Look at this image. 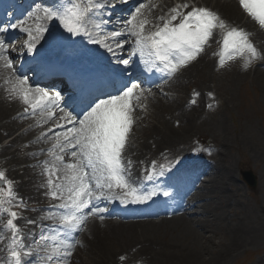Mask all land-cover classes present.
Segmentation results:
<instances>
[{
  "label": "bare ground",
  "instance_id": "obj_1",
  "mask_svg": "<svg viewBox=\"0 0 264 264\" xmlns=\"http://www.w3.org/2000/svg\"><path fill=\"white\" fill-rule=\"evenodd\" d=\"M45 1V7L53 8L67 6L69 3V0L66 4L57 0ZM115 1L100 0L104 3H114ZM189 1L196 2L198 6L209 5L211 10H215L229 27H239L248 33L249 40L261 53L260 58H257L259 62L244 73L241 72L242 70H234L231 73V78L236 84L241 81L242 76L250 75L245 77H248L253 85L257 86L259 104L260 106L264 105V36L241 14L238 6L232 0ZM168 2L169 0H146L144 2L149 5L147 15L152 22L146 27L151 28L155 24H162L159 17H161L163 9L167 8ZM115 12L118 11L103 8L99 12L91 14L87 27H92L90 29L92 37H96L93 23H99L100 20H105L107 15L113 16ZM157 13L159 16H155ZM26 15L25 26L29 25L33 31L37 24L46 27L47 19L43 18L42 7H38L33 12L28 11ZM46 28L47 31L43 33L34 51L41 48L46 42L47 48L53 53H59L57 50H60L64 55H71V52L80 47L92 44V39L89 36L79 39L82 34H69L59 41V37L67 31L58 20L54 23V28ZM108 28L107 24L101 25L99 34L104 35ZM262 29L264 32V28ZM46 35H52V38L47 41L45 40ZM24 37L27 40L28 34H25ZM222 37V31L215 29L213 36L204 46V50L195 60L183 66L184 71L181 74L175 73L160 81L161 90L158 96L154 90L146 91L138 102L134 101L135 107L131 114L133 123L122 151V162L125 165L126 174L130 182L139 190L147 184L158 183L163 176L184 173L193 168H196L201 174H206L204 184L195 188L199 176L193 185L194 191L190 195L183 194L184 204H176L173 208V211L182 210L179 215L183 216L178 215L172 218L162 216L159 220H153L151 217H137L118 222L105 217L104 211L92 215L86 221L83 230L78 231L76 240L79 243L74 249L78 248V251L72 264H226L231 255L239 249L245 250L247 246L256 242L264 234V219L260 217H251L250 221H246L245 216H241L233 224L224 223L227 213L223 201H227L230 205L236 200L235 191L231 189L236 180L232 150L239 149V141L226 135L223 129L216 131L213 134L217 136L216 141L220 150L211 155L200 153L192 143L193 138L201 132L200 129L209 128L212 130L219 124L217 122H220L216 116H207L206 107L210 101L207 100L205 91L210 92L213 70L219 65L218 53L222 44L220 43L218 47L217 43L222 41ZM132 39L134 38L132 37ZM18 41L8 42L7 55L12 60L15 74L17 72L16 64L23 61L22 58L30 55L26 50L25 43L16 48ZM129 41L130 51H133L134 40L133 42ZM108 43L115 47L116 41L109 40ZM64 47H67L66 51H63ZM94 47L99 48L105 54L109 52L101 44L94 43ZM19 48H22L24 53L18 57L17 53L21 52ZM136 55L139 53L137 52ZM105 61L108 63L107 59ZM235 62L238 64V59H235ZM2 63L3 61H0V65ZM239 66L241 67V65ZM137 67L138 65L131 66V69L135 71ZM11 71V69L0 67V170L6 168V180L12 182V190L16 195V199H12L10 203L16 204L11 210L22 216L17 226L23 227V231L29 233L31 228L29 221L32 219L40 221L38 206L41 198L49 195L48 193L51 191L46 187L48 175L43 172L45 170L44 161L52 162L48 149L54 142L55 134L64 131L65 128L55 127V125L61 124L59 117L63 113L59 110H56L54 117L48 123L37 125L40 113L37 112L36 116H33L31 112H25L24 109L27 105L18 96L11 94L10 85L5 83ZM129 78L131 77H125V80L129 81ZM191 85L194 89L190 94L187 89ZM194 93H198V95H194ZM193 99H195V103H192ZM204 117H207L205 120L208 122L204 120ZM221 120L222 125H226L223 116ZM49 129L51 131H48ZM42 132L46 135L41 136ZM30 138L43 149V153L36 154L37 160L33 163L34 157L30 153L23 154L25 147L31 146ZM251 151H254L253 147ZM61 155L64 156L65 162H72L73 158L70 160L69 151H65ZM213 157H216L217 160H214ZM129 161L131 162L130 166L128 165ZM153 161L156 162L157 171H160V165H164V174H154L149 180L146 177L152 169ZM23 164H27L24 169L21 168ZM41 168L42 170H40ZM196 176L194 175V178ZM38 181H41L39 186H37ZM206 196L209 197L208 200H206ZM47 200L53 201L48 198ZM56 201L57 204L61 203L59 199ZM115 205V199L101 198L93 200L92 205L84 209V212L87 213L93 206L101 209L106 206L108 212L105 214H109L110 211H115ZM153 208L154 205L150 206L147 211ZM128 212L136 215L137 213L142 214L145 210ZM184 214L187 216L190 214L189 218H184ZM101 216L103 219L100 218ZM233 217L231 216L230 220ZM0 221L6 220L0 215ZM0 226L4 227V223ZM50 228L51 223H47L46 229ZM225 233L230 234L226 243L221 244L214 240L215 235ZM30 243L32 247H36L34 239ZM9 244L8 240H0V264H7L5 260L9 252Z\"/></svg>",
  "mask_w": 264,
  "mask_h": 264
},
{
  "label": "snow or ice",
  "instance_id": "obj_2",
  "mask_svg": "<svg viewBox=\"0 0 264 264\" xmlns=\"http://www.w3.org/2000/svg\"><path fill=\"white\" fill-rule=\"evenodd\" d=\"M239 3L244 11L264 28V0H239ZM105 6L106 4L100 0H69L67 6L45 7L43 18L58 20L72 35L89 36L93 43L101 44L113 55L115 52L108 43L109 40L117 41V38H121L115 43V48L122 50L128 43V40L122 37L125 35L133 37V54L139 53L149 71L156 68L169 77L196 59L213 36L215 29H220L223 33L222 46L218 53L221 67L236 56H243L247 67L261 56L243 29L229 27L217 13L208 8L192 7L190 11L184 13L182 9L189 7L187 3L171 8L167 16L159 17L162 24H155L151 28L146 27L152 24L147 15L149 5L139 3V6L122 21L119 30L100 35L101 25L108 21L100 20L99 23H95L94 38L89 33L87 23L91 14L99 12ZM25 24V21H19L8 27L19 28L28 34V39L24 43L27 52L31 53L47 28L37 24L33 31L32 27ZM8 27H0V61H3L0 67L12 70L5 80V83L10 85V93L18 96L27 105L25 112H31L33 116H36L37 112L40 113L37 125L48 123L56 110L63 113L61 119L72 125L55 134L54 142L48 149L52 162L44 161L45 172L48 175L47 184L51 189L48 194L53 199L61 201L57 207L64 211L46 217L58 221V226L52 235H42V239L47 243L39 249L43 255L38 257L39 264H68L76 244L79 243L78 240H74L73 233L82 231L90 216L105 211L93 206L85 213L84 209L89 208L93 200L115 198L122 204H136L144 203L161 194L155 188L146 192L140 191L130 182L122 162V151L133 123L131 114L135 107L134 101L138 102L144 96L145 90L136 83L129 84L118 76L113 77L111 81L113 92L103 95V98L100 96L83 98L81 103L85 110L79 118L73 116L60 108L59 93L49 94L44 89L32 87L27 76L15 74L12 60L7 55L9 45L6 37L2 35L8 31ZM117 63L128 66L131 60L118 59ZM147 91L150 92L151 89ZM192 103H195V99ZM55 127L63 125L57 124ZM44 135L46 133L42 132L41 136ZM65 151L70 152L72 162H65L64 156L61 155ZM128 165H131L130 161ZM155 165L156 162L153 161L152 169L146 177L149 180L154 174H164V165H160V171H157ZM0 181L7 185L6 188L0 187V212H7L9 219L6 227L11 231L7 264H26L24 257H32L33 252L31 249L25 250L23 237L15 223L19 213L11 208L2 207L4 203L16 199L12 182L5 179L3 171H0ZM162 195L167 197L170 193L163 191ZM100 218L103 219L102 216Z\"/></svg>",
  "mask_w": 264,
  "mask_h": 264
},
{
  "label": "rangeland",
  "instance_id": "obj_3",
  "mask_svg": "<svg viewBox=\"0 0 264 264\" xmlns=\"http://www.w3.org/2000/svg\"><path fill=\"white\" fill-rule=\"evenodd\" d=\"M232 71L233 69L220 71L213 76L215 81L212 86L215 92L211 94L212 101L215 99L217 101V108L211 112L215 114L219 111L218 113L223 114L226 118L225 130L229 136L238 137L240 146L239 149L232 150L237 178L232 190L235 191L236 200L233 201L234 204L228 205L230 208L224 205L225 211H228L227 219L224 221L227 225L233 224L241 216H245L246 221H250L251 217L264 219V105L259 104L257 86L245 76L234 84L231 78ZM209 130L202 131L206 135L197 137L195 143L205 146V140L213 138ZM252 147L254 151H251ZM242 168H249L255 172L257 184L254 190L248 189L242 181L239 174ZM231 216H234L232 220ZM214 237L216 242L224 244L229 240L230 234H218ZM46 243L44 241L43 245ZM226 264H264V234L245 250L239 249L231 255Z\"/></svg>",
  "mask_w": 264,
  "mask_h": 264
}]
</instances>
